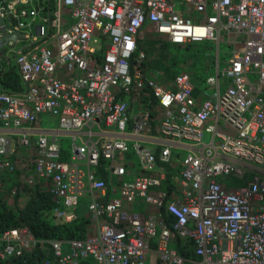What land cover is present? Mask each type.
Here are the masks:
<instances>
[{
  "label": "built area",
  "instance_id": "2783aa9c",
  "mask_svg": "<svg viewBox=\"0 0 264 264\" xmlns=\"http://www.w3.org/2000/svg\"><path fill=\"white\" fill-rule=\"evenodd\" d=\"M58 3L56 10L40 18L39 11L28 9L31 0H0V20L8 35L24 34L17 46L11 41L6 47L14 55L22 90L0 93V123L20 134L13 132L8 139L0 133V176L21 170L29 187L38 180L51 181L58 205L64 204L63 210H53V217L73 222L77 216L69 211L80 207L85 182L101 193L106 184L95 172L86 175L58 162L60 136L73 139L79 159H87L94 168L103 159L113 176L124 180L127 170L115 162L129 152L124 136L130 124V96L144 93L170 116L176 108L179 111L182 125L163 123L160 135L192 148L183 160L184 201L165 205L166 194L152 195L151 189L160 187L165 175L120 182L121 201H92L89 218L97 236L45 241L53 255L47 264H264V0ZM66 9L72 24L63 21ZM38 18L36 34H27L29 20ZM146 27L179 46L220 43L225 32L241 38L233 43L240 48L232 52L224 71L207 79L198 102L187 74L175 79L174 89L144 78L141 65L146 55L134 56ZM43 115L57 119L59 130L40 133ZM133 127L138 135L151 130L152 124L143 115ZM106 129H114L118 137L110 139ZM94 130L110 140L101 147L93 141L76 145L85 131L92 139ZM205 135L211 138L207 145ZM135 151L147 171L157 163L173 164L168 148L158 157L137 145ZM231 177L245 185L229 189L226 181ZM138 199L156 210L165 207L173 228L157 213L147 217L122 211L124 202L132 205ZM102 218L111 221L101 226ZM175 233L188 244L187 252L193 251L192 259L172 250ZM147 241L155 244V258L148 254ZM39 244L44 242L26 227L0 233V259L21 258Z\"/></svg>",
  "mask_w": 264,
  "mask_h": 264
},
{
  "label": "crops",
  "instance_id": "0c3cea01",
  "mask_svg": "<svg viewBox=\"0 0 264 264\" xmlns=\"http://www.w3.org/2000/svg\"><path fill=\"white\" fill-rule=\"evenodd\" d=\"M32 7L28 8L29 10H37L40 12V18L43 16H47L49 13L53 12L54 10L57 9L59 3L58 0H31ZM63 15V21L68 24H72V20L69 17L70 11L66 9L64 11ZM211 14V13H210ZM40 18L36 19L35 21H32L31 19L29 20V24L32 25L31 30L27 31V34H36L35 33V26H39L41 24ZM6 25V24H5ZM6 33L8 34V29H6ZM21 34V33H19ZM24 36V34H21ZM224 35V37H223ZM5 34L0 32V37H4ZM154 36H156L154 38ZM147 38L150 40H159V41H165L169 43L168 41L160 38V36L151 28L146 27L143 32L141 33L139 37V42L143 46V53L147 52L148 48L144 46L143 41H145ZM220 43H218L217 46V55H216V68H215V74L217 72H222L220 69L221 65V53H220V45L223 43L222 38L226 39V46L228 48H231L232 51L230 52L229 60L231 58L232 52L235 51L236 48H240V46H234L233 43L241 41V38L236 35H228L227 33L223 32L220 34ZM24 39V38H23ZM20 39V40H23ZM214 42V41H211ZM10 43V42H9ZM13 43V42H12ZM204 43V42H202ZM216 43V42H215ZM170 45H173L169 43ZM198 44V43H195ZM18 44L15 42L13 43V46H17ZM194 45V44H193ZM193 45H187V46H193ZM240 45V44H239ZM175 46V45H173ZM181 48H187V47H182V46H176ZM12 48V47H11ZM147 49V50H146ZM150 49V48H149ZM10 49H2L0 50V75L1 71H5L8 66H13L12 61L9 58V55H6V52L12 55V53L9 51ZM161 49H156L155 52L151 55V59L148 60V57L146 55L145 62L141 65L142 72L144 74V78H151L153 81L155 79L153 78L154 75L158 74L159 79L157 80L156 84L163 89H174L173 84L175 83V79L182 75V74H187L190 76L192 80V84L194 86V98L198 101H202V94L204 91V81H202L197 78L196 83H193V75L187 72L185 69L181 70L179 73H176L175 71L172 70V68L168 65V55H160ZM7 53V54H8ZM14 58V55H13ZM229 60L226 63V67L224 70L228 67L229 65ZM8 63V66L6 67V64L4 62ZM150 64L152 71L149 72L144 68L145 64ZM15 64V63H14ZM160 64L161 66L158 67L159 70H155L153 65ZM164 66V68H163ZM175 77V78H174ZM172 83V84H171ZM211 91V90H210ZM3 93V92H0ZM137 101V102H135ZM130 124H129V129L126 135L124 136L125 142L127 143V146L129 148V152L127 154L121 155L117 161L115 162L116 166L119 167H125L127 170V177L124 180H119L116 179L113 176L112 173V168L110 169L109 162L105 160H101L100 164L98 167H92L89 165V162L87 159L78 158V153L74 152V143H72V151L71 154L65 152L62 148V144L60 143V158L58 159V162L67 164L69 165L70 169L72 170H81L84 174L88 173H93L95 172V176L98 177L101 181L105 182L106 184V191L105 193L101 192H93L89 187L87 182H85L86 185V190L84 193V197L88 199L87 203V209L86 206H82V209L80 207L76 210H71L69 212L74 213L77 216V219H75L71 223H66L65 221H60L61 224H72L79 219L86 218L89 221V224L87 225V235L89 237H96L98 234V231L95 226H93L90 222V214H89V209L91 207L92 201L98 200L101 201L102 204L106 205L109 203H113L115 201H121L122 200V195H121V190H120V182H133L136 177H145V176H160V175H165V180L162 182L160 187L152 188L151 193L154 196H158L159 194L163 193L166 194V199H165V205L170 204L175 201H184V194H183V177L182 173L184 170V165H183V160L188 154L189 148H192V145L190 143H170L166 141L167 139L164 136H161L159 133V128L161 129L163 123L169 122L171 124H176L181 126L182 121L181 117L179 114L178 109L176 108V112L172 113L170 116L167 111L162 110L159 106V104L154 100L152 95L150 93H144L141 96L139 95H132L130 96ZM147 115L150 119V122L152 124V128L149 131H146L144 133L136 135L134 132V122L138 120L140 116ZM57 120V119H56ZM44 121H42V124L40 125V133H46V132H52V131H58L56 130H43L42 125ZM57 120V124H58ZM59 125V124H58ZM19 130H13V132H18ZM12 131L6 130L2 127V124L0 123V133L10 139L11 135L13 134ZM87 131L83 132L82 135H80V138L78 142L76 143L77 146H81L82 142L91 144V142H100L98 147H101V144L106 142L107 140L112 139L113 137H118L115 135V130H104L103 132L106 133L107 135H110V139L107 138V136H102L103 133L97 132L95 135L92 137V139H89L86 135H84ZM24 133V131H23ZM20 134V132H18ZM211 141V138H210ZM61 142V141H60ZM139 146L140 148H144L152 153H155L156 156H159V153L163 149H170V152L172 154V166L169 165H161L160 163H157V165L147 171L142 168L140 159L137 155V152L135 151V147ZM207 145V143H206ZM29 154L35 153L32 151H27ZM26 152V153H27ZM32 152V153H30ZM27 153V154H28ZM139 159V161H137ZM105 165L109 167V171L106 170ZM167 169V170H166ZM237 177H231L226 181V184L228 185L229 189H235L236 187H243L245 184L239 179L237 180ZM53 185V184H52ZM192 194H196V192L192 189H188ZM64 209V204L61 202L60 205L57 203L56 209ZM123 212L126 213H135L141 216H146L149 217L150 214L157 213L162 216L163 220L164 218L167 220L168 225L170 228H173L174 223L173 220L169 217L166 216L165 214V207L159 208L156 210L154 207H151L145 203L144 200L138 199L135 204L128 205L126 202L123 203ZM53 215V213H52ZM111 220L109 218H102L101 219V226L109 224ZM59 222V221H58ZM106 223V224H105ZM176 235V233H175ZM54 241V240H52ZM74 241V240H70ZM45 242V241H43ZM171 248L173 251L180 252L182 250H187L188 249V244L184 241L178 238L176 235V240L172 241L171 243ZM146 249H148V254L151 255L153 258L156 257V252H155V244L153 242H146ZM193 254V251L190 252ZM150 261V259H149ZM152 262V261H150ZM153 263V262H152Z\"/></svg>",
  "mask_w": 264,
  "mask_h": 264
},
{
  "label": "trees",
  "instance_id": "16d2710c",
  "mask_svg": "<svg viewBox=\"0 0 264 264\" xmlns=\"http://www.w3.org/2000/svg\"><path fill=\"white\" fill-rule=\"evenodd\" d=\"M162 44L168 46L169 43L158 41V43L150 44V49H146L147 52H145L148 60L151 59V55L156 49L162 50ZM176 46L179 45H175V47ZM184 47L190 46L185 45ZM142 52L143 46L138 41V50L135 53L134 59ZM4 64L8 66L6 61ZM12 65L13 66H8L5 71H1L0 92L19 93L22 90L21 78L17 69L14 67V59ZM160 66V64H156L154 69L159 70L158 67ZM144 68L149 72L152 71V67L149 63L145 64ZM25 175L19 170L12 175L0 176V233L26 227L29 228L39 241L85 240L87 237V225L89 224L86 218L79 219L72 224L53 225L49 222H45V216H50L57 207V200L52 193V182L38 180L36 186L29 187L23 182ZM23 198H25L26 201L20 206L19 201ZM11 202H13V205H11ZM180 254L187 259L193 258L191 253L187 252V250H182ZM52 259V251L47 243L44 242V244H39L34 250L25 253L21 258H12L8 260L0 259V264H47Z\"/></svg>",
  "mask_w": 264,
  "mask_h": 264
},
{
  "label": "rangeland",
  "instance_id": "374dc122",
  "mask_svg": "<svg viewBox=\"0 0 264 264\" xmlns=\"http://www.w3.org/2000/svg\"><path fill=\"white\" fill-rule=\"evenodd\" d=\"M155 37L156 36H154V38ZM158 41L159 40H156V39L150 40L149 38H147L145 41H143V44L145 47L150 48V44L158 43ZM222 41L223 43H221L220 45V53H221L220 69L221 71H224V68L226 67V63L229 60L228 55L230 54L232 49L226 46L225 38H222ZM217 46H218V43L211 42V41H205L204 43L194 44L193 46H190L187 48H181V49L168 44V46L163 45L160 55H169L170 59L168 60V65L176 73H179L181 70L185 69L187 72L193 75L192 76L193 83L197 82L196 81L197 78H199L203 83L204 81H206L207 78L211 76L212 77L215 76ZM7 53L8 52H6V54ZM9 58L11 61H13L14 59L13 55L11 54H9ZM153 67H155V65H153ZM153 78L157 82V80L159 79V75L156 74L153 76ZM204 87H205V82H204ZM42 118L44 121L42 125L43 130L58 129V124H57L56 119L52 118L49 115L48 116L43 115ZM94 132H97V130H94ZM60 140H61L63 150L71 154L73 139L67 135H61ZM209 141H210L209 135H205L203 138V143L206 144V143H209ZM137 161H139V159ZM105 168L107 171H109V167L107 165H105ZM40 181H43V180H40ZM25 201H26L25 198L19 201L20 206ZM87 203H88V199L86 197L81 198L80 209H82V206H86V209H87ZM11 205H13V202H11ZM45 222H49L53 225L61 224L53 217L52 214L50 216L49 215L45 216ZM64 251L65 252L69 251V247L67 245L64 247Z\"/></svg>",
  "mask_w": 264,
  "mask_h": 264
},
{
  "label": "water",
  "instance_id": "95a60500",
  "mask_svg": "<svg viewBox=\"0 0 264 264\" xmlns=\"http://www.w3.org/2000/svg\"><path fill=\"white\" fill-rule=\"evenodd\" d=\"M0 32L4 33V37H0V50L4 49L7 47L8 42H17L20 39H23L24 36L21 34H16V35H8L6 33V29L4 27V20H0ZM1 53V52H0Z\"/></svg>",
  "mask_w": 264,
  "mask_h": 264
}]
</instances>
